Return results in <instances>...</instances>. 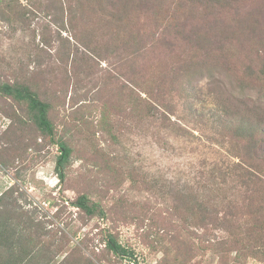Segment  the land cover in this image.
Masks as SVG:
<instances>
[{
  "label": "rangeland",
  "instance_id": "rangeland-1",
  "mask_svg": "<svg viewBox=\"0 0 264 264\" xmlns=\"http://www.w3.org/2000/svg\"><path fill=\"white\" fill-rule=\"evenodd\" d=\"M0 1V84L36 88L56 129L44 135L0 90V221L17 229L16 249L40 241L29 264H264L247 213L264 200L230 173L241 159L256 166L250 140L264 135L218 103L229 95L232 115L264 96V0H127L123 32L96 0H84L83 20L77 0ZM215 18L216 44L188 35ZM171 86L158 96L171 110L148 114L140 97ZM58 139L72 149L64 178ZM81 194L101 212L78 208ZM110 234L132 257L110 251Z\"/></svg>",
  "mask_w": 264,
  "mask_h": 264
},
{
  "label": "trees",
  "instance_id": "trees-1",
  "mask_svg": "<svg viewBox=\"0 0 264 264\" xmlns=\"http://www.w3.org/2000/svg\"><path fill=\"white\" fill-rule=\"evenodd\" d=\"M6 1V0H5ZM11 1V0H10ZM10 1L7 3V7H11ZM99 2H102V13L103 16L111 17L110 24L116 25V30H119L121 32L127 30L128 25L130 22H133L128 15V12L125 8L127 4V0H118V2L123 5L120 9H118V14H112L108 9L112 4H115L114 0H96ZM204 2V0H200ZM4 2V1H3ZM79 3L78 7H81L78 10L77 8V14L79 13L81 16V20H83L84 16L82 14L83 6H84V0H77ZM192 2V1H191ZM2 3V1H0ZM123 10V11H122ZM122 11V12H121ZM163 18V17H162ZM165 18V16H164ZM171 18L174 20L176 17L173 15ZM216 20L213 21L215 26H210L209 30L207 31L204 27H194L191 28L188 31V35L191 36L193 39L200 40L204 43H208L209 45L216 44L212 40H215L218 38V32L214 33L213 28H217V26L221 20L219 18H215ZM131 20V21H130ZM183 25H186V20L183 21ZM85 35H82L84 37L88 36L91 40L94 39L95 33L93 29L86 28ZM222 32H225L224 29L221 30ZM220 31V33H221ZM122 40H126L125 44L129 45L131 42L136 43V37L132 39L133 41L129 40L127 37V34L122 33ZM139 38V37H138ZM77 40L85 45L87 48H90V43L80 41V39L77 38ZM90 41V40H89ZM92 44V43H91ZM208 46V45H207ZM222 48H220L221 50ZM93 54H96L94 51H91ZM132 55H135V60L138 59V56H140V48H137L133 51ZM262 71L257 74L256 79L262 80L264 79V69H261ZM180 75V72L177 71L176 77ZM177 80L174 78L172 80V83ZM174 86H171V88L168 91H162V88H156L152 89L150 91H145L146 97H140L142 100V103L147 109V113L150 115H155L157 113L165 115L166 112H169L171 109L167 107V105H164V103H160L159 100H165V93H170L173 91ZM0 90L3 94L12 97L15 101L22 104L24 103L30 113V117L32 122L36 125V127L44 134L50 137H53L56 135V129L53 121L50 118V109L52 108V103L50 101H47L46 99H43V97L40 95V93L34 88L33 86L29 85L26 82L22 81H15L14 83L10 82H3L0 84ZM155 92V93H154ZM222 104V110L224 112H227L228 116L232 119L240 120L241 125H251L252 131H257L260 129L262 131V135H264V96L259 95L256 98H251V101H241L239 102V107L237 108L236 112L232 115L228 112H231V107L229 104H232L231 101H229V95L226 94L225 99L218 100V103ZM135 103L139 105L136 101ZM251 103V105H250ZM57 144H59L60 147V154L58 157L57 162V170L58 174L61 176V178H64V171L65 168H67V165L70 161L71 156V147L62 139H58L56 141ZM251 154L250 157L255 159L256 166H252L248 164L246 161L241 159V162L234 163V169L232 168V171H230L231 174L236 175L240 178V181L243 182V185L247 187L246 192H250L249 197L253 201L262 202L261 200H264V137L261 136L259 139L254 137L252 135V138L250 140L249 144ZM247 167L255 170H248ZM241 170L244 172H241L244 177L241 176L240 173L235 172L236 170ZM228 171L224 172V176L228 175ZM215 173L213 172L212 175ZM3 200V195L0 196V202ZM78 208H80L83 212H85L88 215H93L98 210L101 212V209L99 208V205L97 203L91 201V199L88 197L87 194H81L78 196L77 201L75 202ZM250 216L253 217V224L257 231V235L261 238H264V208L257 209L255 211H248L247 212ZM254 215V216H253ZM256 220V221H255ZM19 234L17 232V229L13 228L12 223L7 221H0V264H29L32 259L35 258L36 255V248L39 247L38 243L36 244L35 240L36 237L29 235L28 237V243L30 244V247L27 249V247H22L19 249H16L14 246L16 245L15 238ZM263 240V239H262ZM31 245L34 247L31 248ZM107 247L110 249L111 252H113L114 255L119 257H132L133 252L129 248H127L126 245H123L113 234H110L107 239ZM38 253V252H37ZM47 264V262H46Z\"/></svg>",
  "mask_w": 264,
  "mask_h": 264
}]
</instances>
